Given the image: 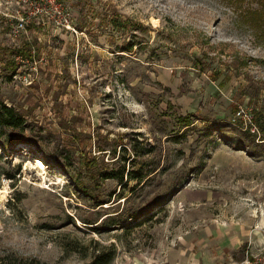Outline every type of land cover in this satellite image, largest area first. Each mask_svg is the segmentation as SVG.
<instances>
[{"label":"rangeland","instance_id":"rangeland-1","mask_svg":"<svg viewBox=\"0 0 264 264\" xmlns=\"http://www.w3.org/2000/svg\"><path fill=\"white\" fill-rule=\"evenodd\" d=\"M18 1L0 0V104L24 122L0 129V264L263 254L264 0Z\"/></svg>","mask_w":264,"mask_h":264},{"label":"trees","instance_id":"trees-1","mask_svg":"<svg viewBox=\"0 0 264 264\" xmlns=\"http://www.w3.org/2000/svg\"><path fill=\"white\" fill-rule=\"evenodd\" d=\"M131 46V45H130ZM125 52H131L133 47L123 48ZM15 56V60L8 62L7 66L15 71L17 69V62L16 58L19 59H32V55L24 50V49H15L12 52ZM17 111L14 107L7 106L6 104H0V129L1 128H20L23 125V120L17 114ZM107 178H116L119 181H124V174L118 173L113 174ZM139 177L136 176L134 179H138ZM113 259V252L106 253L104 251H99L96 256L94 257L93 261L90 264H110L111 260ZM18 264H41L39 262L33 261H20Z\"/></svg>","mask_w":264,"mask_h":264},{"label":"built area","instance_id":"built-area-1","mask_svg":"<svg viewBox=\"0 0 264 264\" xmlns=\"http://www.w3.org/2000/svg\"><path fill=\"white\" fill-rule=\"evenodd\" d=\"M39 2H46V3H53L54 0H37ZM21 2L23 3H27L28 0H21V1H18V4H20ZM27 19V20H26ZM27 22H28V18H25V19H22L20 20V22L17 24L16 28H15V32L16 33H19V32H22L26 25H27ZM249 116L244 112L243 109H240L236 114H235V118H234V122L236 121V119H246L248 118ZM251 121V120H250ZM243 264H264V253L261 254V255H258L252 259H248L247 261H245Z\"/></svg>","mask_w":264,"mask_h":264},{"label":"crops","instance_id":"crops-1","mask_svg":"<svg viewBox=\"0 0 264 264\" xmlns=\"http://www.w3.org/2000/svg\"><path fill=\"white\" fill-rule=\"evenodd\" d=\"M28 43H29V44H26V45L20 46V47H18V48H14V49L12 50V52H13L15 49H24V50L28 51V52L32 55V53H35V52H34L33 47L31 46V43H30V42H28ZM16 60L18 61L19 58H16Z\"/></svg>","mask_w":264,"mask_h":264}]
</instances>
